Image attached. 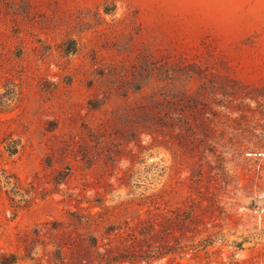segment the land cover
I'll return each instance as SVG.
<instances>
[{
	"label": "rangeland",
	"instance_id": "1",
	"mask_svg": "<svg viewBox=\"0 0 264 264\" xmlns=\"http://www.w3.org/2000/svg\"><path fill=\"white\" fill-rule=\"evenodd\" d=\"M2 254L264 264V0H0Z\"/></svg>",
	"mask_w": 264,
	"mask_h": 264
},
{
	"label": "trees",
	"instance_id": "2",
	"mask_svg": "<svg viewBox=\"0 0 264 264\" xmlns=\"http://www.w3.org/2000/svg\"><path fill=\"white\" fill-rule=\"evenodd\" d=\"M0 259V264H15L17 261V258L14 255L2 254Z\"/></svg>",
	"mask_w": 264,
	"mask_h": 264
}]
</instances>
